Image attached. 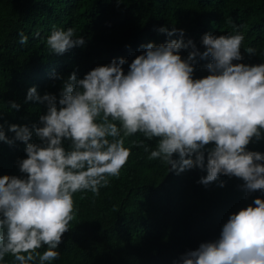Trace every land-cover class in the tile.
I'll use <instances>...</instances> for the list:
<instances>
[{
    "label": "clouds",
    "instance_id": "1",
    "mask_svg": "<svg viewBox=\"0 0 264 264\" xmlns=\"http://www.w3.org/2000/svg\"><path fill=\"white\" fill-rule=\"evenodd\" d=\"M158 31L169 37L178 32L180 38L142 45L145 51L127 73L121 57L81 79L71 73L59 98L41 96L35 86L28 89L26 100L46 104L47 112L39 126L33 125L39 144L28 142L32 132L27 126H9L15 139L26 143L27 157L18 162L26 178L0 176V262L8 254L17 264L57 259L74 219L73 194L90 190L98 196L110 183L107 177L119 176L131 154L124 138L136 133L144 137L136 146L150 151V160L163 161L167 171L200 168L207 174L198 182L205 186L225 175L242 180L248 193L264 192V154L247 150L264 133V63H233L243 59L239 31L205 33L203 52L191 39L183 40V29ZM27 42L20 32L19 43ZM46 43L51 52L63 54L85 40L72 27L54 26ZM189 47L192 51L182 58L181 49ZM245 49L257 53L254 47ZM197 56L209 61L208 75L194 79ZM10 108L20 105L12 101ZM153 138L150 150L146 141ZM64 140L70 141L69 149ZM0 141L13 143L2 125ZM253 204L230 214L218 239L186 251L179 264H264V199L255 197Z\"/></svg>",
    "mask_w": 264,
    "mask_h": 264
},
{
    "label": "trees",
    "instance_id": "2",
    "mask_svg": "<svg viewBox=\"0 0 264 264\" xmlns=\"http://www.w3.org/2000/svg\"><path fill=\"white\" fill-rule=\"evenodd\" d=\"M54 26L74 28L85 43L63 54L51 52L46 38ZM160 27L183 29V40L191 39L198 52L206 50L205 33L239 31L243 59L233 63H264V0H0V125L13 140L0 141V176L26 178L18 164L27 157L26 143L15 139L11 124L27 126L32 132L28 142L41 143L33 125L39 126L47 107L26 100L30 87L41 96L59 98L71 73L81 79L121 57L127 73L135 56L145 51L142 45L180 38L178 32L171 37L159 32ZM20 32L28 37L26 44L19 43ZM247 47L257 53L250 55ZM190 51L181 49V57ZM208 62L195 58L194 79L208 75ZM12 101L18 110L10 108ZM142 139L141 133L124 138L131 152L127 163L119 176L107 177L110 183L98 196L90 190L73 194L74 219L58 246L59 257L46 264H179L186 251L218 239L230 214L253 204L255 197L264 199V192H246L236 177L220 175L205 186L198 181L206 170L167 171L163 161L150 160V151L136 146ZM146 143L151 150L156 138ZM63 146L69 149L70 141ZM247 150L264 154V133ZM0 264L17 262L8 254Z\"/></svg>",
    "mask_w": 264,
    "mask_h": 264
}]
</instances>
